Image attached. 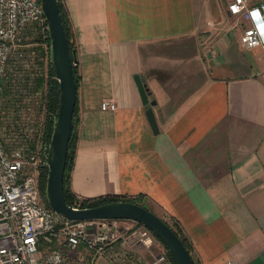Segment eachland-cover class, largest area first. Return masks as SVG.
I'll return each mask as SVG.
<instances>
[{"label":"crops","instance_id":"1","mask_svg":"<svg viewBox=\"0 0 264 264\" xmlns=\"http://www.w3.org/2000/svg\"><path fill=\"white\" fill-rule=\"evenodd\" d=\"M63 1L79 75L73 191L143 195L197 264H264V47L240 42L248 21L226 0Z\"/></svg>","mask_w":264,"mask_h":264},{"label":"built area","instance_id":"2","mask_svg":"<svg viewBox=\"0 0 264 264\" xmlns=\"http://www.w3.org/2000/svg\"><path fill=\"white\" fill-rule=\"evenodd\" d=\"M226 5L231 15L248 21L240 42L264 47V1L226 0ZM50 62L42 1L0 0V99L14 110L3 126L0 122V264H95L101 256L114 264H175L152 230L136 220L71 219L44 199L40 178L50 139L39 113L43 90L36 82L40 75L49 76ZM101 106L114 109L116 104L105 99ZM125 221L135 222L128 235L121 230ZM130 234L143 251L133 247Z\"/></svg>","mask_w":264,"mask_h":264},{"label":"water","instance_id":"3","mask_svg":"<svg viewBox=\"0 0 264 264\" xmlns=\"http://www.w3.org/2000/svg\"><path fill=\"white\" fill-rule=\"evenodd\" d=\"M47 16L51 40V55L55 75L60 86V100L55 125L46 145L47 170L46 195L48 203L59 213L71 219L125 218L136 220L156 234L174 255L178 264H196L190 249L178 233L153 210L128 200H114L94 206H76L66 201L64 177L68 144L73 130V115L78 98V85L74 71L75 51H71L60 12L59 0H41ZM142 100L150 103L146 113L152 129L159 127L146 87L135 75Z\"/></svg>","mask_w":264,"mask_h":264},{"label":"trees","instance_id":"4","mask_svg":"<svg viewBox=\"0 0 264 264\" xmlns=\"http://www.w3.org/2000/svg\"><path fill=\"white\" fill-rule=\"evenodd\" d=\"M60 5V12L62 15L63 24L65 27V31L68 37V42L71 51H75V35L73 31L72 21L68 12V9L63 0H59ZM74 71L76 75L77 85L79 86V75L76 66L74 65ZM36 87L42 89V96L40 99V111L44 112V128L47 134L48 139L51 138L53 128L55 125V119L58 115L59 110V100H60V86L59 81L55 75L53 63L50 62L49 65V76L45 77L40 75L37 77ZM79 107H78V98L77 103L73 115V130L72 135L69 140L68 144V152H67V160H66V167H65V177H64V193L66 201L70 204H75L78 206H94L104 202L114 201V200H128L132 202L140 203L147 208V205L143 203V195H126V194H114V193H107V194H100L96 196L90 197H79L72 189L71 186V171L74 166L75 162V155H76V148H77V141H78V126H79ZM47 170H44L41 173L40 178V188L41 193L44 199L48 202L47 195H46V180H47ZM150 209V208H149ZM162 217V216H161ZM163 219L178 233V235L183 239L184 243L190 249L192 256L194 254L192 252V246L189 242L188 238L180 231L178 225L170 221L169 219L163 217ZM156 236V234L154 233ZM158 236H156L157 238ZM159 238V237H158ZM160 239V238H159ZM166 246V245H165ZM168 249V247L166 246ZM168 252L172 259L174 260L175 264H178L172 252L168 249ZM195 259V257H194ZM197 264V260L195 259Z\"/></svg>","mask_w":264,"mask_h":264},{"label":"rangeland","instance_id":"5","mask_svg":"<svg viewBox=\"0 0 264 264\" xmlns=\"http://www.w3.org/2000/svg\"><path fill=\"white\" fill-rule=\"evenodd\" d=\"M219 1H223V0H219ZM229 21L233 23V22H236L237 20L236 19H234V20H232V19L230 20L229 19ZM35 102H36V99H33L32 101H30V103L36 108ZM0 110H1L0 111V114H1L0 115V117H1L0 122H1V125L3 126L8 119L13 117L12 114H14V110L12 109L10 104L6 105V107H5V105H3V101L1 99H0ZM39 113L44 116V112L43 111L41 112L39 110ZM158 212L160 213V216L165 217L161 211H158ZM165 218L169 219L168 217H165ZM134 223L135 222H133V221L120 222V225L122 226L121 230H123V231H127L128 230L127 232H124L126 235H128L130 232H132V231H129V230H130L131 226H133ZM128 239L130 240L131 244H133V247L135 249L142 250V251L144 250L145 247L137 244L138 242H137V236L136 235L130 234V237ZM155 241L158 244L160 243L159 246L161 245V243H163L158 237L155 239ZM117 244H119V242ZM153 246H156V243H154ZM154 249L157 250V247H155Z\"/></svg>","mask_w":264,"mask_h":264}]
</instances>
